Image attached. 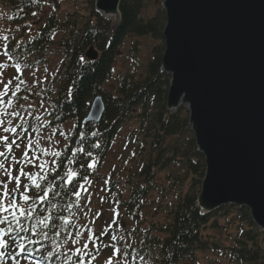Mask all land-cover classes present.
Returning a JSON list of instances; mask_svg holds the SVG:
<instances>
[{
	"label": "trees",
	"instance_id": "1",
	"mask_svg": "<svg viewBox=\"0 0 264 264\" xmlns=\"http://www.w3.org/2000/svg\"><path fill=\"white\" fill-rule=\"evenodd\" d=\"M60 3L61 0H0V8L5 7L11 24L19 28L18 35L10 42L6 41L5 44L10 49L8 54L13 57L11 61L19 64L20 68L25 66L33 69L45 60L46 55L51 54L53 47L57 46L62 53L63 62L61 74L59 72L61 78L58 87L55 91L52 90L53 83L47 84V92L44 95V100L51 98V108L47 112L46 119L49 121L47 127H59L70 120L76 122L75 129L66 134L68 139L60 150L62 156L69 150L75 152L80 147L89 148L93 144L100 145L99 148H90L92 151L90 158L79 154L74 158L73 164H68L67 160H64L63 166L59 167L55 174L59 175L68 167L75 169L77 162L96 164L87 173L93 183L95 173L107 157L123 125L135 118L145 132V139L151 142V151L157 152V158L149 159L143 170V174L146 175L144 186L153 185L152 176L155 171L168 169L172 161L182 166L187 177H192L189 191L185 193L183 188L178 189V196L169 204L164 227L151 226L165 235L164 239L157 237L152 239V233L156 232H152L151 228L146 232L147 234H137L138 237L135 236L131 240L133 247H127L124 251L121 248L122 253L119 256L122 257L124 252L132 260V264H149L154 256L153 253H157L156 260L159 264H179L186 260L195 261L198 253L223 251V254L231 257L230 261L234 264H264L261 235L253 227L246 209L228 207L212 215L201 216L195 207L205 165L203 157L196 152L193 137L189 135L188 120L183 115L185 112L180 110L177 114L170 115L165 110L168 78L160 72L163 46H159L154 51L153 59L146 65L144 73L126 75L115 92L106 91L103 88L112 75L113 64L120 47L130 35L151 37L163 42L161 33L165 25V17L161 6H158L153 17L144 19L142 14L146 0H122L120 5L122 20L118 28L112 31L110 23L94 12L92 4L91 14L88 16L76 13L61 16L59 15ZM46 4H50L54 10L45 23L33 35H29V31L22 26L32 21L36 16L32 13L38 14ZM59 33L63 37L57 42L55 36ZM92 46L100 52L96 61H88L85 58L86 51ZM17 94H19L17 95L19 103L23 104L24 95L29 97L30 92L28 90ZM97 95H102L106 103L104 117L100 124L84 127L81 123L82 119L87 114L91 101ZM33 98L32 96L31 99ZM14 103L17 104V101ZM17 111H20V108ZM77 132L83 139L76 136ZM171 142L174 144L168 150V155H165L167 146ZM56 159L59 162L61 158ZM78 174H83L82 170ZM184 182L185 179L178 178L172 180L171 184L177 188L179 185H184ZM148 196L151 195L143 187L133 188L122 205L137 225L141 223V211L145 208V202L149 201ZM55 202L58 205L70 204L72 200L60 196ZM82 211L83 207L79 210L75 206L72 208L78 224ZM59 212V207L52 209L49 206L44 214L51 213L54 220ZM230 213L238 214L248 228L233 247L224 246L220 242L216 243L204 237L202 232L205 228L219 227V217L226 218ZM63 215L70 214L65 211ZM61 225L62 221L56 222V233L59 235L49 231L51 239L43 243L28 244L26 240L20 241L27 246V255H19L17 249V259L21 261V264H67L68 262L76 264V257L71 258V255L68 257L69 260H64L67 255L64 248L66 241ZM27 226L31 227L30 221L27 222ZM86 228V225H82L79 229L81 236L75 237L76 240H82V233ZM138 230L141 231L138 228L136 232ZM75 231V229L70 230L68 235ZM21 235L28 234L21 233ZM32 238L37 239L35 236ZM99 241V247L93 249L95 255L104 248H110V246L105 247L109 245L105 244V239ZM53 253H56L55 258L52 257ZM0 264H16V260L6 257L0 260Z\"/></svg>",
	"mask_w": 264,
	"mask_h": 264
},
{
	"label": "water",
	"instance_id": "2",
	"mask_svg": "<svg viewBox=\"0 0 264 264\" xmlns=\"http://www.w3.org/2000/svg\"><path fill=\"white\" fill-rule=\"evenodd\" d=\"M121 0L95 9L120 23ZM166 109L185 107L205 173L196 206L247 208L264 233V0H162ZM97 59L93 48L86 53ZM105 112L96 97L83 124Z\"/></svg>",
	"mask_w": 264,
	"mask_h": 264
},
{
	"label": "rangeland",
	"instance_id": "3",
	"mask_svg": "<svg viewBox=\"0 0 264 264\" xmlns=\"http://www.w3.org/2000/svg\"><path fill=\"white\" fill-rule=\"evenodd\" d=\"M91 4L93 5L92 0H61V12L59 15L65 16L66 14L76 13L82 16H88L91 14ZM159 5L158 0H146L142 14L143 18L150 19L153 17ZM53 10L50 4L44 5L33 20L22 26V28H26L29 31V35H33L36 30L45 23ZM18 33L19 28L11 24L7 10L5 7H1L0 84H6L11 81L14 86L23 85V88L30 90L27 101L22 104L23 107L20 109L21 115L24 116L28 122L30 121L31 124V122L34 121V117L37 115L44 120L45 112L50 108L51 98L44 100V95L47 92V84L49 83H53L52 90L54 89L56 91L59 79L61 78L60 74L63 57L61 51L55 46L51 54L46 55L45 60L40 62L41 64H38L33 69L23 66V75L19 79L13 63L9 61L2 52V48H4L6 44V41H3V37L8 36L10 40H12ZM62 37L63 35L61 33L57 34L55 36V41L58 42ZM159 46H164V44L154 38L130 35L120 47L115 61L113 75L103 86L104 89L114 92L126 75L144 73L146 65L150 62L154 55V51ZM21 81H23V83H21ZM13 88L14 87L11 89ZM15 89H17V87H15ZM32 96L34 97L33 99H31ZM182 109L184 112L186 111L183 115L188 118L187 109L185 107H182ZM6 119L7 118H5V120ZM12 119L15 120V117H12ZM15 122L20 123L19 120H15ZM75 127L76 123L74 121H69L60 128H56L58 131L53 135V139L58 141L55 149L56 151H60L62 147H64L66 134L72 132ZM29 134L32 135L31 132ZM58 134H62V137L58 136ZM189 135L192 137L190 132ZM182 141L185 142L183 139ZM173 144L174 142H171L167 146L165 155H168V150ZM43 146L44 144L42 143L41 147ZM24 150L28 151L27 148ZM151 158L156 159L157 152L153 153L151 151V142L145 139V132L142 130L138 120L135 118L130 119L123 125L120 134L114 140L111 150L102 161L99 170L93 177V183L86 186L89 202L85 203L83 207L89 210L86 213L80 214V225L89 224L90 228L102 232L104 228L108 227L116 220L114 212L116 214V210L119 211V214H122V216L118 229L123 235V251L127 247H130L131 239L135 236L138 237L137 234H147L146 232L150 231L152 225L157 228L164 227L169 204L178 196V189L183 188L185 193L189 191L192 177H187L186 174H184L182 166L172 161L168 169L154 173L153 185L144 186L143 182L145 181L146 175L143 174V170L146 163ZM43 159L51 158L42 157V160ZM95 166L96 164L94 167ZM24 167L27 168V165H24ZM32 171L37 170L33 168ZM178 178L185 179V182L184 185H179L176 188L172 186L171 182ZM137 185L142 186L143 189L146 188L149 195H151L148 196L149 201L145 202V208L141 211L142 218L139 225H137L136 222L134 223L128 213L125 212V207L122 206L127 200L130 191ZM113 188L115 190L117 189V192H115ZM105 194L107 195L106 198ZM88 214L90 219H88ZM77 217L79 218V216ZM219 220V227L211 229L209 226L203 230L202 234L204 237H208L216 243L220 242L224 246L233 247L237 241L241 239L242 230L247 229L246 223L243 222L236 213H230L226 218L219 217ZM137 227L140 228L141 231L138 230L136 232V229H138ZM153 231L156 233H152V239H155L153 237L164 239L165 235L159 233L157 229L152 228V232ZM260 241H262L264 245L262 236ZM81 242L82 241L73 245L71 250L68 248L66 242L64 248L66 252H73L74 254L76 253L75 249L79 247ZM223 253V251L198 253L195 261L186 260L179 262V264H234L230 261L231 257ZM153 254L154 256L149 264H159L156 260L158 257L157 253ZM115 255V249H106V251L101 252L94 261H91V264H128L127 258H124V260L122 258L116 263Z\"/></svg>",
	"mask_w": 264,
	"mask_h": 264
},
{
	"label": "snow or ice",
	"instance_id": "4",
	"mask_svg": "<svg viewBox=\"0 0 264 264\" xmlns=\"http://www.w3.org/2000/svg\"><path fill=\"white\" fill-rule=\"evenodd\" d=\"M32 15L35 16L37 13L33 12ZM3 41L10 42V38L4 36ZM9 51L6 45L4 55L11 60L13 57L8 54ZM17 68H20L19 64ZM12 87H18V85H12L11 81L0 84V105H3V109L0 110V225H6V227H0V233L10 237V239H0V260L7 257L16 260V264H21V261L17 259V249L19 255H27V246L20 241L26 240L28 244H37L50 240L49 231L59 235L56 233V222L58 221H62L61 227L65 233L68 248L71 250L73 245L77 244L75 237L81 236L79 229L82 225L76 222V215L72 212V208L75 206L79 210L89 202L85 186L92 183L87 173L94 165L77 162L75 169L68 167L59 175L55 173L59 167L63 166L64 160H67L68 164H73L74 158L79 154L90 158L92 157L90 148H99L100 145L93 144L89 148L80 147L75 152L69 150L62 156L60 151L55 150L58 141L53 139V135L58 130L54 127H47L49 121L42 120L37 115L34 117V123L29 124L21 112L16 110V108L23 107L21 103L18 102L16 108L11 107L9 97ZM23 99L27 101L28 96L24 95ZM12 117L20 123H16ZM30 132L32 135L29 134ZM76 136L83 139L78 132ZM65 139L68 138L65 137ZM42 143L43 147H41ZM25 148L28 151H25ZM42 157L51 159L42 160ZM56 158L61 159L58 162ZM24 165H27V168ZM33 168L37 171H32ZM81 170L83 174H78ZM60 196L69 198L72 203L58 205L55 200ZM73 197L75 199H72ZM49 206L52 209L57 207L60 209L54 220L51 213L44 214ZM65 211L70 215L64 216ZM29 221L31 227L27 226ZM115 228L116 225L113 226V230ZM72 229L76 231L68 235ZM21 233L28 235L22 236ZM33 236L37 239H33ZM110 239L115 241L119 237L111 236ZM99 240L100 236L95 233L82 237L83 242L75 249L76 264H91L95 255L89 248V243L98 248L97 241ZM107 246L113 247L117 256L122 253V249L116 247L115 244L105 245Z\"/></svg>",
	"mask_w": 264,
	"mask_h": 264
}]
</instances>
